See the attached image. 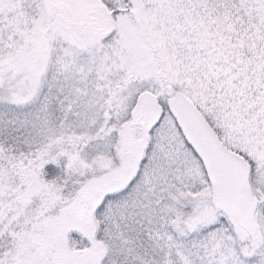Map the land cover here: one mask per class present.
I'll list each match as a JSON object with an SVG mask.
<instances>
[{"label":"snow or ice","instance_id":"1","mask_svg":"<svg viewBox=\"0 0 264 264\" xmlns=\"http://www.w3.org/2000/svg\"><path fill=\"white\" fill-rule=\"evenodd\" d=\"M0 264H264V0H0Z\"/></svg>","mask_w":264,"mask_h":264}]
</instances>
